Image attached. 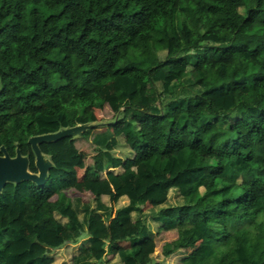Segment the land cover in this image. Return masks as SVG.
<instances>
[{"label": "trees", "instance_id": "16d2710c", "mask_svg": "<svg viewBox=\"0 0 264 264\" xmlns=\"http://www.w3.org/2000/svg\"><path fill=\"white\" fill-rule=\"evenodd\" d=\"M236 56L231 78L209 80L210 69ZM257 57L264 63V0H0V146L15 156L18 144L32 172L29 137L92 121L105 104L116 111L139 97L146 106L143 118H128L125 107L93 136L102 157L85 180L66 137L56 143L72 162L52 167L44 185L5 186L2 264H53L57 241L80 242L73 264H106L108 254L118 264H149L157 248L149 220L177 230L178 245L192 249L182 264H264V67H253ZM212 126L226 132L217 148L205 143ZM120 138L125 158L114 154ZM114 165L122 171L102 178ZM70 189L92 202L70 198ZM103 196L110 205L126 202L117 210L129 216V248L111 246L120 237ZM19 203L29 206L21 218L29 232L15 219ZM184 208L197 209L187 226L166 214ZM39 235L46 238L36 243Z\"/></svg>", "mask_w": 264, "mask_h": 264}, {"label": "rangeland", "instance_id": "374dc122", "mask_svg": "<svg viewBox=\"0 0 264 264\" xmlns=\"http://www.w3.org/2000/svg\"><path fill=\"white\" fill-rule=\"evenodd\" d=\"M241 6V5H240ZM241 44V43H239ZM140 50L143 51L144 53H147L145 49L142 46H139ZM157 49V46L155 47ZM210 52V51H209ZM161 57L164 56L163 52H160ZM257 56V54H255ZM211 56V52L207 56L208 59ZM186 59L189 62L190 65H193L195 63V58L192 53L186 55ZM239 60V56H236L235 59L233 60L232 63L225 67H220L216 70L210 69L208 72L209 80L213 82H220L222 80H226L231 78L236 70H237V63ZM255 65V68L258 67L259 69H262L264 67V63L257 57L255 61H253V67ZM251 70V64H247L245 71L249 72ZM264 70V68H263ZM148 96L150 100L156 101L158 100V92L155 87L152 85L149 86L148 88ZM125 107H130V111L127 112V117L131 118L133 116H138L140 118H143L145 115V108L146 106L141 104L140 98L137 97L133 102L129 103H122L120 108L116 111H113L111 107L108 104H105L101 108H95L93 111V120H96L98 122H109L113 121L121 108ZM121 116V115H120ZM80 123H85V122H80ZM76 123V124H80ZM104 131V128H98L94 129L93 134L96 132H102ZM225 130L223 128H219L217 126H212L209 129V132L206 137V143L208 144L210 141H217L219 142V139L222 137L224 138L226 135ZM74 141L75 147L78 150V156L80 161L83 163V168L78 167V178L80 180H83L86 178V170L89 166H92L97 159H100L102 157V154L100 150L91 142L90 139H86L84 137H79L77 139H72ZM58 142V141H56ZM56 142H45L41 144V149L45 156L50 159L55 166H63L67 165L72 162V160L67 157V154L65 152V149L63 148V143L57 144ZM114 154L121 157L125 158L128 155V151L126 149L125 143L122 138H120V144L118 148L114 151ZM201 163L203 165H206V160H201ZM117 166V165H114ZM3 192V191H2ZM66 194L70 198H75V197H82L84 201H91L93 200V197L83 191H79L77 189H70L66 192ZM176 199L175 194H172L171 196V201L173 202ZM107 202L108 199H107ZM126 202H120L118 205H115V209H117L118 206L124 205ZM151 207V205L146 204L143 206L144 210H147ZM29 211V206L25 203H19L15 207V219H18L19 224L22 226L23 230L25 232H29V229H32V226L30 224H26L21 218H23V215ZM118 211V210H117ZM192 213L195 214L197 213V209H193ZM259 220L262 221L264 220V212L260 215ZM150 228L153 232V236L157 242V248L156 251L153 255V262L151 264H182L181 259L188 253L192 251V249H181L177 250L175 253L173 252L172 255L170 256H164L163 251L166 249L165 243L166 242H172L176 237H177V232L176 231H169L167 234L165 230L160 229V225L152 220H149ZM45 236V237H44ZM39 235L36 237L35 242H41L46 238V235ZM239 237L235 235L229 243L226 244L227 249H231L232 243L235 241H238ZM80 246V243L77 244H68L64 245L61 248L57 249H51V255L54 258L53 264H73V258L74 256L78 253V248ZM262 247L256 248L257 251L262 250ZM1 254H2V248H0V264H2V259H1ZM105 263L106 264H118L119 259L114 258L111 255H107L105 257Z\"/></svg>", "mask_w": 264, "mask_h": 264}, {"label": "water", "instance_id": "95a60500", "mask_svg": "<svg viewBox=\"0 0 264 264\" xmlns=\"http://www.w3.org/2000/svg\"><path fill=\"white\" fill-rule=\"evenodd\" d=\"M124 108H121L116 118L109 122H85L75 124L70 127L60 128L56 132L39 134L29 137L30 144L35 156V166L37 172L29 169V157L22 154L18 144L16 145L15 156H11L5 146H0V195L8 183L19 184L23 181H31L38 186H42L49 178V170L54 167V163L48 159L41 149V144L45 142H56L66 137L77 139L82 137L83 133L102 127H108L116 124L122 117ZM121 115V116H120Z\"/></svg>", "mask_w": 264, "mask_h": 264}, {"label": "crops", "instance_id": "0c3cea01", "mask_svg": "<svg viewBox=\"0 0 264 264\" xmlns=\"http://www.w3.org/2000/svg\"><path fill=\"white\" fill-rule=\"evenodd\" d=\"M149 88V87H148ZM91 122H98V121H96V120H92ZM108 127H110V126H108ZM102 128H104V131L106 130V128L107 127H102ZM98 129V128H97ZM101 129V128H100ZM91 131V140H92V138H93V136L96 134V133H100V132H96L95 134H93V131H94V129L93 130H90ZM103 132V131H102ZM206 137H207V135H206ZM206 137H205V143H206ZM223 137L221 138V139H219V142H217V141H210L209 143H208V145H210V146H212V147H214V148H217L218 147V145L223 141ZM207 144V143H206ZM94 165V164H93ZM92 165V166H93ZM92 166H89L88 168H87V170H86V178H87V175H88V171H89V169L92 167ZM83 168V167H82ZM77 171H78V168H77ZM122 170H121V166H114V167H112V168H110L108 171H106V172H104L102 175H101V177L102 178H107V177H109V176H113V175H115V174H118V173H120ZM137 171H138V173L140 174V175H142L143 177H146V178H148L149 180H151V176L145 171V169H144V167L143 166H140V167H138V169H137ZM86 178H84L83 180H85ZM80 180V179H79ZM83 180H80V181H83ZM107 199H108V197L107 196H103V201L106 203V204H109L110 205V203L109 202H107ZM108 201H109V199H108ZM147 204H149V205H151L150 203H147ZM111 206V217H110V219H109V221L111 222V221H114V222H116V224H117V233H118V235H119V240L118 241H116L115 243H113V244H111V246L112 247H124V248H129V243H128V241L126 240L128 237H127V235H129V232H130V235H132L134 232H133V230H132V228H131V224H130V220H129V216H128V214L127 213H125V212H123V211H117V209H115V205H110ZM166 214H168V215H171V216H173L177 221H178V223H179V225L182 223V225H184V226H187V224H188V221H186L185 220V218H186V216H187V219L189 218L188 217V214H193L192 213V209H190V208H184V209H174V210H172V211H168ZM180 219H182L181 221H185V222H180ZM170 231H173V230H170ZM174 231H176L177 232V230H174ZM165 232H166V234L169 232V231H166L165 230ZM129 235V236H130ZM178 232H177V237L172 241V242H166L165 243V247H166V249L167 248H171L172 250H173V252L175 253L177 250H181V249H188V248H181L179 245H178ZM80 243V242H79ZM59 244V245H58ZM68 244H72V243H64V244H60V242L59 241H57V247H54V248H52V249H57V248H61L62 246H64V245H68ZM73 245V244H72ZM165 250V249H164ZM173 252L170 254V255H172L173 254ZM78 254V253H77ZM76 254V255H77ZM75 255V256H76ZM163 255H164V251H163ZM170 255H168V256H170ZM74 256V257H75ZM165 256V255H164ZM167 257V256H166ZM74 259V258H73ZM152 262H153V259H152ZM152 262H150L149 264H151Z\"/></svg>", "mask_w": 264, "mask_h": 264}]
</instances>
